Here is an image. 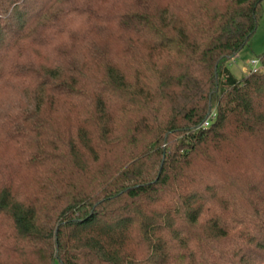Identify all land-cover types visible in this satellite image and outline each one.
Instances as JSON below:
<instances>
[{"label":"trees","instance_id":"obj_1","mask_svg":"<svg viewBox=\"0 0 264 264\" xmlns=\"http://www.w3.org/2000/svg\"><path fill=\"white\" fill-rule=\"evenodd\" d=\"M263 3L0 0V264H264Z\"/></svg>","mask_w":264,"mask_h":264},{"label":"rangeland","instance_id":"obj_2","mask_svg":"<svg viewBox=\"0 0 264 264\" xmlns=\"http://www.w3.org/2000/svg\"><path fill=\"white\" fill-rule=\"evenodd\" d=\"M262 10H263V15L261 20L259 21V26L257 29L256 34L250 41L249 45L245 47L238 55V57L233 61L229 68L230 71L233 73V75L237 79H242L244 76L247 75L245 73V69L248 71L250 70L249 63L255 59V58H260L262 55H264V3L262 4ZM22 90H25L24 88ZM17 92L16 94H3L0 96V109H3L6 107L7 108H12L16 105L21 104L24 106L25 102L27 103V99H25L26 92L23 93L24 91ZM23 93V94H22ZM55 264H60L56 262Z\"/></svg>","mask_w":264,"mask_h":264},{"label":"built area","instance_id":"obj_3","mask_svg":"<svg viewBox=\"0 0 264 264\" xmlns=\"http://www.w3.org/2000/svg\"><path fill=\"white\" fill-rule=\"evenodd\" d=\"M249 66H250V70L247 71V70L245 69V73H247V74L256 73V72L262 70V66H261L260 60H258V59H253V60L249 63ZM215 119H216V114L214 113V114H212V115L210 116V118L204 123L203 127H204V128H208V127H210V126L213 124V122L215 121Z\"/></svg>","mask_w":264,"mask_h":264}]
</instances>
